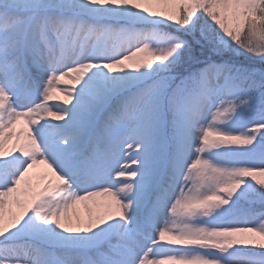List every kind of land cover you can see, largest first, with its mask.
Segmentation results:
<instances>
[{"label": "snow or ice", "instance_id": "1", "mask_svg": "<svg viewBox=\"0 0 264 264\" xmlns=\"http://www.w3.org/2000/svg\"><path fill=\"white\" fill-rule=\"evenodd\" d=\"M258 177L264 0H0V264H264Z\"/></svg>", "mask_w": 264, "mask_h": 264}, {"label": "rangeland", "instance_id": "2", "mask_svg": "<svg viewBox=\"0 0 264 264\" xmlns=\"http://www.w3.org/2000/svg\"><path fill=\"white\" fill-rule=\"evenodd\" d=\"M69 81L66 83V82H62V84L61 85H63V83L64 84H66L67 86V88H72V87H76V88H78L79 87V85H76V84H74V82L72 81V80H70V79H68ZM71 82V83H70ZM72 84V86H70ZM54 96H55V99L53 100V101H51L50 103H53V104H56V103H58L59 102V104H61V102H60V94L58 93V92H56L55 94H54ZM70 106V105H69ZM17 130L18 131H20V130H24V131H26V128H25V126H24V122L22 121L21 122V124L20 125H18L17 126ZM258 179H261V180H264V177H258ZM108 201H107V199L106 198H99V200H98V205H104V204H106ZM91 207L93 208V210L94 211H101L102 210V208H99V207H97L96 205H91ZM79 211L82 213V214H84L85 216L87 215V213H86V210H85V208H84V206L83 205H81V206H79Z\"/></svg>", "mask_w": 264, "mask_h": 264}, {"label": "bare ground", "instance_id": "3", "mask_svg": "<svg viewBox=\"0 0 264 264\" xmlns=\"http://www.w3.org/2000/svg\"><path fill=\"white\" fill-rule=\"evenodd\" d=\"M69 80L66 78L63 82H68ZM71 83V82H70ZM67 85L66 84H64L63 83V85H61V87H66ZM70 86H72V84L70 85ZM67 88V87H66ZM58 93L60 94V102H61V104L63 103V101H64V99H66V97L64 96V94L62 93V92H59L58 91ZM59 103V102H58Z\"/></svg>", "mask_w": 264, "mask_h": 264}]
</instances>
